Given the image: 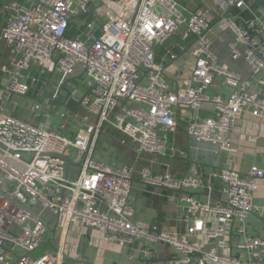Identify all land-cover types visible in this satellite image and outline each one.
<instances>
[{"label": "built area", "instance_id": "1", "mask_svg": "<svg viewBox=\"0 0 264 264\" xmlns=\"http://www.w3.org/2000/svg\"><path fill=\"white\" fill-rule=\"evenodd\" d=\"M210 1L187 11L177 0H0V264L78 260L72 227L137 242L124 264H264V236L246 225L264 216V169L229 166L238 122L264 120V0ZM213 26L230 32L227 56L248 66L247 79L219 60ZM217 81L226 98L212 94ZM47 89L49 103L33 101ZM18 99L29 117L11 114ZM56 104L60 122L47 126ZM112 132L123 164L98 148ZM165 157L186 171L175 176ZM135 178L140 195L161 190L177 214L160 235L137 218Z\"/></svg>", "mask_w": 264, "mask_h": 264}, {"label": "crops", "instance_id": "2", "mask_svg": "<svg viewBox=\"0 0 264 264\" xmlns=\"http://www.w3.org/2000/svg\"><path fill=\"white\" fill-rule=\"evenodd\" d=\"M181 5L186 8L187 11H193L197 8L210 7V0H177ZM209 37L214 41V52H216L219 60L233 70L238 72L242 78L247 79L250 75V70L247 65L242 62L238 64H234L230 61L227 56L226 45L228 41L231 39V34L228 31H220L216 26H213L211 31L209 32ZM173 41H169L165 45L159 47L157 49V58H159V54L166 49V47L172 43ZM175 42V41H174ZM173 42V43H174ZM172 43V44H173ZM8 58V51L5 46L0 43V64L4 63ZM182 63L181 60H178L174 63V67H178ZM1 80V78H0ZM255 91L256 89H252ZM46 92L42 94V98L39 100L33 99V101H37L39 103H49V95L50 89L45 90ZM219 94L221 97L226 98L230 91L228 88L220 81H217L214 84L212 89V94ZM48 98V99H47ZM59 107V104H56ZM11 114L14 117L19 119H24L29 117V112L25 115L18 114V110H10ZM60 110H56V108L51 111V114L47 113L48 116H55V113H60ZM38 122L43 123L44 120H38ZM238 127L240 129L239 134L233 136L232 142L237 148V153L232 155L229 159V166L232 170L238 172L241 176H246L248 167L251 164H256L258 167L264 169V155L259 154L262 150H264V120H259L251 117L249 114H245L238 122ZM119 134L116 132H112V141L106 143L105 148H101L104 158L103 161H110L113 158V162H117L118 164H123L129 158L124 155L122 148L118 144ZM180 145L186 142L183 137L178 138ZM111 143H114L113 146ZM176 160V159H175ZM178 161V160H176ZM168 164L164 163L168 166L169 171L175 176H180L181 173L173 172V163L168 162ZM186 162V160H183ZM187 165V164H186ZM184 172L186 170H183ZM135 190L133 195L136 197L135 209L137 212V218L145 225L151 226L159 225L160 221L158 218H164V222L162 225H172V221L176 219L177 214L173 213H165L164 210H160L157 206L149 205V197L146 194L140 195L138 190L140 188V183L138 179L135 178ZM261 190L257 192V197H261L264 189V180L261 183ZM141 188H143L141 186ZM261 201L258 200V205H261ZM157 210H160L157 213ZM177 212V211H176ZM257 219L260 223L259 226H256L254 220ZM246 225L248 227V233L254 236L262 237L264 236V216L260 217L259 215H251L247 218ZM68 245L70 248L79 255L78 260H68L67 264H124L127 262V257L129 255L137 258V242H134L132 245H125L123 247H119L116 244L111 242H107L105 238L99 233L97 230L88 229L82 230L79 227H72L69 231L68 236ZM164 257V256H163Z\"/></svg>", "mask_w": 264, "mask_h": 264}, {"label": "rangeland", "instance_id": "3", "mask_svg": "<svg viewBox=\"0 0 264 264\" xmlns=\"http://www.w3.org/2000/svg\"><path fill=\"white\" fill-rule=\"evenodd\" d=\"M3 1H6V0H3ZM14 1H17L19 3H24L25 0H14ZM71 85H72V87L74 89L77 90V92L80 91V89L78 87L79 86V82L78 81H72L71 82ZM39 89H40V87H39ZM62 92L71 95L70 91L68 89H66V88H64L62 90ZM36 94H38V90L35 91V92H31V96H33L36 100L41 99V98L36 97ZM17 101H18V104H19V108H18V112L17 113L18 114H21V115H25L28 112V109L26 107H24V106L27 103H29V101L27 99H21V100L18 99ZM56 110H60L61 112H63V108H61V107H56ZM59 122H60V117H59L58 114L55 115L53 117V119H52V116H48V120L46 122V125L47 126H51V125H55L56 126V125L59 124ZM39 126H42V124H40ZM178 134H179L178 135V138H181L182 131H179ZM110 141H112V140H110V139H106L105 140L106 143H108ZM111 144L113 146H115L114 143H111ZM105 147H106V145H104L103 142H102V140H100L99 141V144H98V148L101 149V148H105ZM67 153L69 154L70 157H73L74 156V153L72 151H70V150H68ZM176 160H178V159H176ZM176 160L175 159H171L169 157H165V159H161V158L159 159V161L162 164H164V163L168 164L166 161H168V162H174L173 163V169H174L173 172L174 173H183L184 172L183 170H186L187 169L186 162H183V160H178V161H176ZM154 192H155V195L156 196L147 194V197L150 198V199H148L149 200V205L151 207L152 206H157L161 210H164L165 213H173L175 210L171 206H169L165 201H163V199H161L159 197V195L160 194H163V192L161 190H158V189L154 190ZM254 223L256 224V226H259L260 225V223H259V221L257 219L254 220ZM48 249L49 250H53V247H52L51 244H47L43 249L38 250L37 251V255L42 254L44 250H48Z\"/></svg>", "mask_w": 264, "mask_h": 264}, {"label": "water", "instance_id": "4", "mask_svg": "<svg viewBox=\"0 0 264 264\" xmlns=\"http://www.w3.org/2000/svg\"><path fill=\"white\" fill-rule=\"evenodd\" d=\"M43 123H45V121ZM70 164L71 163L66 159V172H67V169L70 166ZM159 211L160 210H157V213H159ZM158 220L160 221L159 225L157 226V228L155 230H153L152 226H151L150 229H149L150 233H154L156 235H160V233H161V223L164 222V218L161 217V218H158ZM49 234H50L49 239L51 240V242H53L54 231H51ZM42 246H43V243L40 245V247H42ZM64 262H65V264H67V260L66 259H64Z\"/></svg>", "mask_w": 264, "mask_h": 264}]
</instances>
